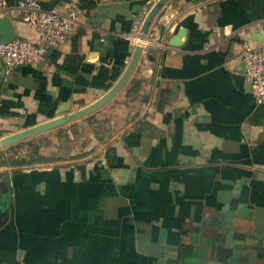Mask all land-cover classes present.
Instances as JSON below:
<instances>
[{
    "label": "crops",
    "instance_id": "1",
    "mask_svg": "<svg viewBox=\"0 0 264 264\" xmlns=\"http://www.w3.org/2000/svg\"><path fill=\"white\" fill-rule=\"evenodd\" d=\"M37 1L85 7L44 63H0V105H17L0 139L94 103L105 91L82 85L144 50L91 143L0 168V264H264V106L242 61L246 43L264 48V0L261 19L238 0H171L145 39L159 0ZM17 3L1 16L36 42Z\"/></svg>",
    "mask_w": 264,
    "mask_h": 264
},
{
    "label": "built area",
    "instance_id": "2",
    "mask_svg": "<svg viewBox=\"0 0 264 264\" xmlns=\"http://www.w3.org/2000/svg\"><path fill=\"white\" fill-rule=\"evenodd\" d=\"M17 8L26 13L38 40L14 39L8 44H0V63L7 72L44 63L49 51L60 49L70 40L82 15L79 3L70 4L66 13L47 11L37 0H20ZM8 10L7 0H0V16ZM141 43L144 45V41ZM242 58L253 99L256 105L264 106V48L246 43Z\"/></svg>",
    "mask_w": 264,
    "mask_h": 264
},
{
    "label": "water",
    "instance_id": "3",
    "mask_svg": "<svg viewBox=\"0 0 264 264\" xmlns=\"http://www.w3.org/2000/svg\"><path fill=\"white\" fill-rule=\"evenodd\" d=\"M171 0H159L152 10L149 12L148 16L146 17L140 31L141 38L145 39L149 33L151 26L153 25L154 21L163 10L164 7L168 5ZM181 35L184 36V32H181ZM181 36V37H182ZM15 39V29L10 21L9 18L5 16H0V44H8ZM246 41L255 40L260 43H263V40L260 36H254L253 38H245ZM180 38L174 39L171 42V45L178 46ZM143 46L138 45L132 54L131 60L129 61L125 71L121 75V77L116 81V83L107 91L105 94L96 100L94 103L76 111L71 112L67 115L52 119L45 123H41L34 127L22 130L15 134L3 137L0 139V151L3 149L10 147L12 145L21 143L23 141L29 140L31 138L37 137L39 135L48 133L50 131L56 130L60 127L66 126L69 123L76 122L81 119H85L105 107L111 101H113L127 86L129 81L131 80L133 74L135 73L140 59L143 54ZM243 61V58H242ZM244 64V62H243ZM245 69V66H244ZM3 201V209L5 210L3 217L5 220L8 219V211L10 207V190L6 189ZM1 207V206H0Z\"/></svg>",
    "mask_w": 264,
    "mask_h": 264
},
{
    "label": "rangeland",
    "instance_id": "4",
    "mask_svg": "<svg viewBox=\"0 0 264 264\" xmlns=\"http://www.w3.org/2000/svg\"><path fill=\"white\" fill-rule=\"evenodd\" d=\"M115 99L88 118L3 149L0 151V168L8 169L21 161H34L39 157L51 160L64 155L68 157V152L73 153L75 147L87 146L93 141L92 135L96 136V131L102 133V126L106 128L102 111Z\"/></svg>",
    "mask_w": 264,
    "mask_h": 264
},
{
    "label": "trees",
    "instance_id": "5",
    "mask_svg": "<svg viewBox=\"0 0 264 264\" xmlns=\"http://www.w3.org/2000/svg\"><path fill=\"white\" fill-rule=\"evenodd\" d=\"M17 1L19 0H7L8 6H13ZM58 1L59 0H55L52 5H55L56 3H58ZM238 2L247 12L251 11V14L252 12H254V14H252L253 18H262V0H238ZM84 7V5H81V8ZM128 45V42L120 41L116 46L120 51L128 52ZM124 66L125 64L121 63L119 66L113 67L112 70L102 68L98 74V77H96L91 83H84L83 85L81 84L83 87L79 91L85 92L87 88H93L102 89L107 92L119 78ZM15 108H17V105L13 102L7 100L2 101L0 105V118L14 117L16 115L13 111ZM40 159H43V157L38 158V160ZM26 162L27 161H21V164Z\"/></svg>",
    "mask_w": 264,
    "mask_h": 264
}]
</instances>
